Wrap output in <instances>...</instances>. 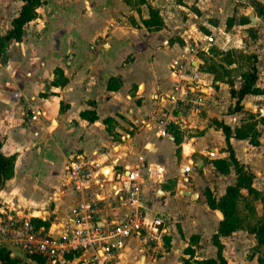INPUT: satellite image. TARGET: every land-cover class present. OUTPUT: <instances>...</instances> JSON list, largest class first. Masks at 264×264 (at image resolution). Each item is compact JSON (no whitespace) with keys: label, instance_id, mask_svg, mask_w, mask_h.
<instances>
[{"label":"crops","instance_id":"obj_1","mask_svg":"<svg viewBox=\"0 0 264 264\" xmlns=\"http://www.w3.org/2000/svg\"><path fill=\"white\" fill-rule=\"evenodd\" d=\"M6 1L4 7L0 6V36L10 29L21 5L18 0ZM54 1L58 0L51 3ZM116 1L114 14H108L107 8L101 11L103 6L100 7L101 13L106 12L98 14L104 26L86 37L84 48L78 47L71 33L59 42V47L48 44L45 23L54 15L64 16L67 5L61 9L64 14H52L40 24H35V20L26 24L20 42L1 46L0 153L13 157V164L10 177L0 188V211L28 212L35 224L53 235L60 233L74 208L83 202L97 205L101 222L120 218L128 209L114 198L112 183L98 186L100 182L96 180L89 189L78 194L63 180L68 157L74 153L97 152L105 165L116 162L122 167L141 168L140 205L145 217H160L166 222L167 233L161 246H146L131 238L112 264H182V259H188L184 253L188 247L195 261L216 258L217 249L211 238L223 217L220 211L209 207L206 198L209 194L218 200L226 187L235 183L236 177L231 166L222 174L212 164L217 159L227 160L228 152L223 133L209 121L222 122L230 128L229 142L234 157L245 169V165L248 166V172L253 175L252 187L264 193L257 187L259 180L264 179V166L260 172L258 166L244 160L240 147L249 142L233 137L246 113L264 116V107L255 105L258 100H264V95H246L240 102L241 109L228 115L227 109L236 101L230 96L229 82L238 90L242 83L241 72L232 70L236 67L234 61L223 63L219 59L222 54L216 56L210 47L206 54L191 62L194 67L191 72L197 74L199 85L193 81L190 90L196 93L201 88L205 100L201 110L179 117L172 112L173 105L166 98L174 83L171 70L186 54V36L212 35L213 46L219 53L243 49L248 42V53L255 54L259 60L264 55V40L262 47L257 48L259 40L251 39L246 30L248 24L258 29V18L251 14L256 20L253 25L247 15L232 14V0H211L215 7L211 10L199 7L197 3L201 0H176V4L175 0H148L158 10L164 27L147 31L141 23L148 19L145 5L140 6V15L119 14L118 11L126 10L128 5L123 0ZM172 1L173 5H168ZM191 3L198 13L191 10ZM93 16L96 18V14H72L71 22L77 21L75 25L81 28L82 22ZM242 17L249 23L243 24ZM228 18H233L230 27L226 26ZM33 24L43 30L41 40L27 32L30 25L29 32L34 33ZM116 31L133 40L123 41L124 54L109 62L106 58L116 44ZM260 32L255 33L258 38ZM100 36L104 37L102 45L91 47L92 41ZM242 51L246 53V49ZM68 52L69 61L64 65L61 58ZM128 56L130 59H126ZM216 65L231 69L228 75L231 80L218 76ZM57 68L67 80L63 87L51 85ZM258 75L259 72L255 87L263 89L264 79L261 82ZM108 84L113 90H107ZM24 109L32 111L25 125ZM85 110L94 112L97 119L93 122L80 119V112ZM170 111L182 122L170 125L167 136L157 135L155 120ZM175 136L180 139L178 146L174 143ZM258 142L260 145L259 139ZM189 163L190 169L185 173L184 168ZM9 184L12 186L7 189ZM243 234H247L246 231L219 237L227 264H241L238 258L245 246L239 235ZM250 237L254 243L252 235ZM240 242L243 247L234 255L230 247ZM80 258L87 259L88 254Z\"/></svg>","mask_w":264,"mask_h":264},{"label":"built area","instance_id":"obj_2","mask_svg":"<svg viewBox=\"0 0 264 264\" xmlns=\"http://www.w3.org/2000/svg\"><path fill=\"white\" fill-rule=\"evenodd\" d=\"M214 44L212 35L197 38L185 37L183 61L172 69L173 88L167 96L179 117L197 113L204 105L201 88L195 93L190 90L197 81L191 64L201 54H206ZM191 84V85H190ZM170 111L154 122L157 135L167 136V128L181 123ZM213 157V153L209 154ZM191 163L184 168L187 173ZM119 168V169H118ZM63 180L75 193H82L98 180L112 183L114 198L126 212L120 218L107 222L98 219L97 205L83 202L74 208L63 223L60 233L53 235L35 224L27 213L14 209L0 211V251L18 264H112L114 257L122 252L131 238H136L146 246H161L167 233L166 222L160 217L146 218L140 205L141 168L119 166L116 162L105 165L97 152L85 155L74 153L65 161ZM88 254V258H80Z\"/></svg>","mask_w":264,"mask_h":264},{"label":"trees","instance_id":"obj_3","mask_svg":"<svg viewBox=\"0 0 264 264\" xmlns=\"http://www.w3.org/2000/svg\"><path fill=\"white\" fill-rule=\"evenodd\" d=\"M21 2L18 15L12 19L11 27L2 36H0V49L4 43L20 42L24 36V27L31 21L38 18L37 9L45 4L43 0H18ZM126 5H129L128 0H123ZM238 1V0H236ZM253 8L255 16L258 18L259 27L264 28V2L254 1ZM137 5H145L148 12V19L142 20V25L147 31L159 30L164 27V23L159 16L158 10L148 3V0H137ZM235 12V11H233ZM233 18L226 20V26L230 27ZM243 24L249 23L245 17L241 18ZM136 26L134 21L131 22ZM264 48V46H263ZM235 50H228L221 52L224 54L227 63H233L229 58ZM252 62L247 70L240 75L242 80L241 87L234 90L232 83L229 82L230 96L236 98L233 107L227 109V114H233L241 109L240 102L246 95H264V88L259 89L255 87L257 80L256 59L252 58ZM54 79L51 82L52 86L63 87L67 80L63 76L62 70L57 68L54 70ZM111 80V79H110ZM115 81L117 85V81ZM107 90H113L112 85L108 84ZM41 95V94H40ZM60 105V110H61ZM80 119H85L88 122H93L97 119L94 112L85 110L80 112ZM110 118L104 120L107 122ZM215 126L221 130L224 135L226 149L228 152V159H217L212 162L214 168L226 174L231 166L236 177L233 185L227 186L222 197L218 200L213 199L209 194L207 195V202L210 208L217 209L221 212L223 219L219 222L216 233L212 236V243L217 249L216 258L204 259L201 261L193 260V251L190 247L184 250L188 255V259H182V264H227L222 256L223 246L219 241V237L230 235L236 230H244L254 236L257 245L264 244V193L257 191L252 187L253 175L250 174L243 165H241L234 157L230 146L231 130L222 122H214ZM257 125L264 126V116L258 114L246 113L241 119L240 125L235 128L234 138L240 140H247L252 146H258V131ZM174 143L179 145L180 139L175 136ZM1 147V142H0ZM178 148L176 153H178ZM13 157H5L0 153V188H2L4 181L8 179L12 172ZM245 191V194L242 193ZM259 201L262 205L261 216L257 215L254 209V203ZM0 262L3 264H18L16 259H10L7 254L0 251Z\"/></svg>","mask_w":264,"mask_h":264},{"label":"rangeland","instance_id":"obj_4","mask_svg":"<svg viewBox=\"0 0 264 264\" xmlns=\"http://www.w3.org/2000/svg\"><path fill=\"white\" fill-rule=\"evenodd\" d=\"M49 1H50L49 3L46 1L44 6H41L40 8L37 9V14H39V15H38V18L34 22H35V24H40V22L44 21L45 19H48L50 17V15H52V14H61L62 13V10H61L62 7L67 5L66 6V12L67 13L64 16H60L57 18V16L54 15V18L48 19V21L45 23L46 30H48V32H49V36H47L48 44H51V47H55V48L59 47L60 46L59 42L65 40L71 34L75 35L76 41L78 43V47L84 48L83 43H84V40H86V37H88L89 34H93L94 32L100 30L104 26V24L101 25V21L99 20L101 18L98 16V14H105L106 13V12H104L105 8L108 9V12H107L108 14L110 12H111V14H114L115 10H116V6H117L116 0H107L106 3L104 1H103L104 3H102V0H58V1H54V3H51V0H49ZM128 1H129V5H128L127 9L124 11L119 10L118 13L119 14H137V15H140L141 9H140V6L137 5V0H128ZM232 1L234 2L233 11H235L232 14H245L246 9L250 10V14H255L254 8H253V5H254L253 2L254 1L264 2V0H238V1L232 0ZM174 2L176 4V0ZM6 3H7L6 0H2V3L0 4V6L4 7ZM197 4L201 8H205V9L207 8V10H211V9L215 8L214 6H212L211 0H201V2H198ZM168 5H173V1L170 2ZM100 7H102L101 11L104 10L103 13L100 12ZM190 7H191V10L193 12L198 13V9L195 7L194 4L191 3ZM98 9H99V11H98ZM12 13H14V10H12ZM62 14H64V13H62ZM72 14H96V18H95V16H93V17H90L88 19H85L82 22V27L79 28V26L75 25V23L77 21L71 22L73 19ZM130 20L132 21V19H130ZM29 26L27 27L28 28L27 32L33 38L41 40V36H44V34H42L43 30L40 27L35 28L34 24H33L31 26H33V28H35V29H34V33L31 34L29 32V30H30ZM72 26H73V28H72ZM257 27H258V29H254L253 27H251L248 24L247 25L248 29H246V30H248L251 39L259 40V43H257V48H260V47H262L261 43L264 40V28H260L259 26H257ZM257 30L261 31L259 38L255 34L257 32ZM68 34H70V35H68ZM114 35H115V37H117L116 38L117 41H116V44L114 46L113 51L106 58V60L109 62H112L115 57L118 58L120 55L124 54L125 48L123 46V41L127 42V41H129V39H130V41L133 40L131 37H127L126 35L122 36V34H120L119 31L114 32ZM216 38H217V36H216ZM134 40H136V39H134ZM103 42H104V37L100 36L96 40L92 41V43L90 45H91V47H94V45H95V46H97V48H99V46H101ZM248 45H249L248 42H246L245 47H243V49L235 50V53H233L232 56L229 58L230 60L235 62L236 67H234L235 69H232V70L235 72L239 71L242 74L243 72H245L247 70L248 66L252 62L251 61L252 58H255L256 59L255 65L259 66V69H256L257 72H259L258 77L259 78L261 77V82H262L264 79V55L260 56L261 58L259 59L260 60L259 61L255 54L248 53L249 52V50L247 49V48H249ZM211 49H212V52H214V54L216 56L221 55V53H219V51L216 49V46L212 45ZM244 49H246V53H243L242 50H244ZM69 54L70 53L68 52V53L64 54L61 58V61L64 65H66L65 63L69 61V57H68ZM130 57L131 56H128L126 59H130ZM225 57L226 56L224 54H222V57L219 59H221L223 63H226L228 59H226ZM182 61H183V59H181V61H179L177 64L181 63ZM215 69L217 72L216 74L218 76H221V78L226 76L227 80H231L230 78H228L229 77L228 75L231 73V71H229V70H231V69H226L222 65H220V66L216 65ZM247 104L250 106V103H247ZM252 105H253V103H252ZM255 105H258L259 108L264 107V100H258L257 103H255ZM48 111L49 112L52 111L51 106L48 107ZM31 113H32L31 110L28 111V109L27 110L24 109L23 125H25V122H27V119H29L28 117L31 115ZM209 122L212 124V122L214 123V120H210ZM257 127H258V129H257L258 139L261 142L260 145L255 147V148H252L249 144H247L245 142L244 145L242 147H240V152H241V157L244 158V160H248L250 165L258 166V168L261 172L262 166H264V128L261 127L260 125H258ZM245 166H246V170L249 171L248 166L247 165H245ZM7 186H9V187H7V189H9L12 186V184H9ZM257 187L260 188L262 191H264V179L259 180ZM11 208H15V207H11ZM254 209H255V212L257 213V215L261 216L262 205L259 201L254 203ZM237 231H244V230H236L234 232H237ZM234 232H232V233H234ZM246 233L247 234L239 235V236H241L240 239H242L244 241V246H245L243 248V251L241 253L240 258H238L240 263L241 264H264V244L257 245V242L254 239V236L248 232H246ZM250 235H252V238L255 240L254 243H252V239H251ZM242 247H243V242H240L239 244H233L230 247L229 251L232 252L234 255H238V253Z\"/></svg>","mask_w":264,"mask_h":264},{"label":"water","instance_id":"obj_5","mask_svg":"<svg viewBox=\"0 0 264 264\" xmlns=\"http://www.w3.org/2000/svg\"><path fill=\"white\" fill-rule=\"evenodd\" d=\"M245 15L248 16L249 20H250V21L252 22V24L254 25L255 22H256V20H255V18L253 17V15L250 14V10H249V9H246V10H245ZM0 264H3V263L0 262Z\"/></svg>","mask_w":264,"mask_h":264}]
</instances>
